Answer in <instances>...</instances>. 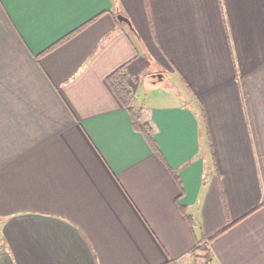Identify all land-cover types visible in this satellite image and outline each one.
Segmentation results:
<instances>
[{
	"label": "crops",
	"instance_id": "0c3cea01",
	"mask_svg": "<svg viewBox=\"0 0 264 264\" xmlns=\"http://www.w3.org/2000/svg\"><path fill=\"white\" fill-rule=\"evenodd\" d=\"M0 224V264H264V0H0Z\"/></svg>",
	"mask_w": 264,
	"mask_h": 264
},
{
	"label": "trees",
	"instance_id": "16d2710c",
	"mask_svg": "<svg viewBox=\"0 0 264 264\" xmlns=\"http://www.w3.org/2000/svg\"><path fill=\"white\" fill-rule=\"evenodd\" d=\"M80 28L76 29L70 34H67L64 38H62L61 41L63 42L66 39L72 37L73 33L77 32ZM128 79L129 78L126 66L119 67L107 77V81L116 97L130 111L134 128L140 131L146 137L147 141L152 146L154 151L158 155H160L158 146L153 137V126L148 120H145L143 118L141 111L137 109L135 105L134 91L130 87ZM190 220L192 222V218ZM193 253L196 257V260H198L199 257H204L206 260L211 259V252L208 246H205L203 248L196 247Z\"/></svg>",
	"mask_w": 264,
	"mask_h": 264
},
{
	"label": "rangeland",
	"instance_id": "374dc122",
	"mask_svg": "<svg viewBox=\"0 0 264 264\" xmlns=\"http://www.w3.org/2000/svg\"><path fill=\"white\" fill-rule=\"evenodd\" d=\"M121 11H123L122 8H121ZM152 61H154V60H152ZM156 71H160V68L156 65V63L154 61V65L150 68V73L151 72H156ZM176 79H177V81H179L178 76L176 77ZM144 82H145L144 85H146L147 87L142 89L138 93V95H137L138 99L143 97L144 94H146L148 92V90H149L148 87H151L153 85H158V87L155 88V91L151 92L150 96H152L153 94H157L159 97H161V94H163V95L165 94L166 95L167 91H172V92H174L176 94L179 93V90H178V87L180 86L179 83H175L176 85L175 84L172 85L171 83L168 84L167 80L163 81V82H160V81H157V80L154 81L153 78H151L149 76V74L147 76H145ZM181 88L185 92V87L183 86V84H182ZM186 93H188L187 90H186ZM162 99H165V98H162ZM17 221H19V223L26 224V222H30V217L22 216L20 218H17ZM24 221H26V222H24ZM1 226H2V224H0V232L3 233V230L1 229ZM10 231L13 232V233H30V230H28L26 228H23V226L11 228ZM5 233H6V231H5Z\"/></svg>",
	"mask_w": 264,
	"mask_h": 264
},
{
	"label": "water",
	"instance_id": "95a60500",
	"mask_svg": "<svg viewBox=\"0 0 264 264\" xmlns=\"http://www.w3.org/2000/svg\"><path fill=\"white\" fill-rule=\"evenodd\" d=\"M117 18L121 21V22H126L130 27H133L132 26V22L131 20L129 19V17H127L126 15L124 14H118L117 15ZM157 75L160 79L163 78V74L162 73H158V74H155Z\"/></svg>",
	"mask_w": 264,
	"mask_h": 264
},
{
	"label": "flooded vegetation",
	"instance_id": "af4514ba",
	"mask_svg": "<svg viewBox=\"0 0 264 264\" xmlns=\"http://www.w3.org/2000/svg\"><path fill=\"white\" fill-rule=\"evenodd\" d=\"M156 80H162V78L160 79L158 76H156Z\"/></svg>",
	"mask_w": 264,
	"mask_h": 264
}]
</instances>
